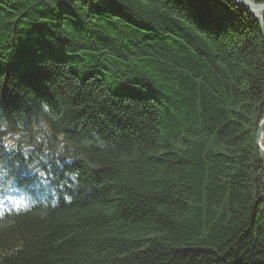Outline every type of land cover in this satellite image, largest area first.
I'll list each match as a JSON object with an SVG mask.
<instances>
[{"label": "trees", "instance_id": "trees-1", "mask_svg": "<svg viewBox=\"0 0 264 264\" xmlns=\"http://www.w3.org/2000/svg\"><path fill=\"white\" fill-rule=\"evenodd\" d=\"M263 115L231 0H0V264H264Z\"/></svg>", "mask_w": 264, "mask_h": 264}, {"label": "water", "instance_id": "water-1", "mask_svg": "<svg viewBox=\"0 0 264 264\" xmlns=\"http://www.w3.org/2000/svg\"><path fill=\"white\" fill-rule=\"evenodd\" d=\"M235 5L243 7L247 10V13L253 18L254 22L259 27L260 34L264 41V3L254 4L252 0H231ZM264 132V115L263 119L255 133L256 145L259 148V154L264 159V147L259 143V140Z\"/></svg>", "mask_w": 264, "mask_h": 264}, {"label": "bare ground", "instance_id": "bare-ground-1", "mask_svg": "<svg viewBox=\"0 0 264 264\" xmlns=\"http://www.w3.org/2000/svg\"><path fill=\"white\" fill-rule=\"evenodd\" d=\"M259 143L262 147H264L263 143H264V137L261 136L260 140H259ZM257 146V145H256Z\"/></svg>", "mask_w": 264, "mask_h": 264}, {"label": "rangeland", "instance_id": "rangeland-1", "mask_svg": "<svg viewBox=\"0 0 264 264\" xmlns=\"http://www.w3.org/2000/svg\"><path fill=\"white\" fill-rule=\"evenodd\" d=\"M253 1V0H252ZM254 3V2H253ZM254 4H257L258 5V3H254ZM261 4H263V3H261ZM260 5V4H259ZM263 134H264V132H263ZM263 136V135H262ZM263 145H264V143H263Z\"/></svg>", "mask_w": 264, "mask_h": 264}]
</instances>
